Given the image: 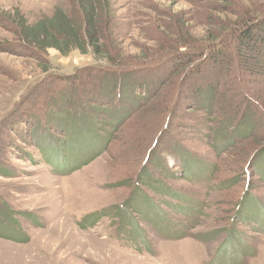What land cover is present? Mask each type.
I'll use <instances>...</instances> for the list:
<instances>
[{
	"label": "rangeland",
	"instance_id": "obj_1",
	"mask_svg": "<svg viewBox=\"0 0 264 264\" xmlns=\"http://www.w3.org/2000/svg\"><path fill=\"white\" fill-rule=\"evenodd\" d=\"M227 1L231 0H110L115 14L109 30L115 36V49L111 46V50L121 56L119 65L124 67L142 60L145 65L142 73H149L162 61L158 58L161 46H167L180 35L188 37L186 46H193L191 44L203 39L200 34L211 18L233 15L234 3L231 7L225 4ZM68 2L0 0V264H264V229L258 224H264V187L259 186V180H254L253 185L257 187L254 193L259 198L252 200L247 211L243 210L245 219L235 225L240 235H235V242L228 244L224 230L228 221L226 215L232 212L227 206L228 194L237 188V184H231L227 191L220 186L226 181L224 177L209 183L202 174L215 160V151L210 146L216 145L217 126L214 125L218 122L211 125L213 138L194 142L182 136L188 130L172 129L173 146L176 144L181 150L178 143L184 141L190 146L185 161L189 158L193 164L187 161L185 166L196 167L190 180L169 178L166 172L163 178L152 176L155 181L172 188L171 195L158 191L149 178H137L133 194V187L127 185L124 189L122 184L117 185L129 169L130 158L137 153L140 138L129 145L131 141L146 138L155 131L156 122L164 116L163 108L172 105H169L171 98L164 99V95L173 81L161 76L165 71H170L168 74L177 71H172V67L181 61L174 53L171 57L167 55L171 62L168 71L165 66L161 74L158 71L154 80L150 79L151 85L155 83V89L161 87L158 96L151 91L146 106L118 123L115 131L112 123L103 127L108 130L104 132L106 135L116 134L117 138L95 158L87 161L84 158L93 150L85 146L87 138L74 141L65 135L68 128L79 129L75 123L68 122L70 127H64L63 133L56 136L65 146L61 158L51 161L42 160L34 147L27 146V142L4 124L15 110L39 106L37 94L48 91L51 86L57 87L52 75L63 76L91 66L101 69L102 60L93 59L90 54L73 50L63 57L49 50L46 59L52 68L42 71L37 57L19 41L14 25L5 20L9 14L12 17L18 12L29 22H34L44 15H51L59 4L65 6ZM238 3L243 8H255L264 0H239ZM220 44L224 46L222 42ZM144 55L146 62L142 59ZM255 76L264 87V69ZM111 77L117 86L121 76L113 74ZM77 90L78 86L71 93L73 103ZM114 93L115 98H109L113 106L119 95L127 98L128 106L132 105L128 96L120 93V87ZM185 96L188 100L192 97L190 94ZM68 108L70 116L81 111L76 105ZM216 113L213 118L219 119ZM261 113L255 109L248 116L254 115L252 122L258 121ZM163 124L164 121L160 127ZM40 126L43 128L42 124ZM259 131L256 137L264 135V126ZM67 142H71V149ZM94 145L97 153L102 141H94ZM22 149H27L35 160L20 156ZM239 149L237 147L236 151ZM231 151L227 149L216 157L217 161H231L236 155L241 158L238 154L241 150L237 154ZM201 157L204 160H198ZM248 219L252 221L246 225ZM240 237L242 241L238 242ZM221 244L222 249H217Z\"/></svg>",
	"mask_w": 264,
	"mask_h": 264
},
{
	"label": "trees",
	"instance_id": "obj_2",
	"mask_svg": "<svg viewBox=\"0 0 264 264\" xmlns=\"http://www.w3.org/2000/svg\"><path fill=\"white\" fill-rule=\"evenodd\" d=\"M67 1H69L67 5L59 4L51 15H44L34 22H29L18 12L13 13L12 17H9V14L5 20L14 25L19 41L21 40V44L30 54L37 57L42 71L46 72L52 68L46 59L49 50H54L63 57L73 50L80 54H90L93 59L102 60L101 69L91 66L76 69L77 71L63 76L52 75L57 87L51 86L48 91L37 94L39 106L15 110L4 124L22 138L23 142H27V146L34 147L42 160L51 161L61 158V150L65 146L61 145L63 140L59 142L56 136L63 133L64 127H70L69 124L75 123L79 129L68 128L69 131L66 130L65 135L74 141L87 138L85 146L93 150L84 158L86 161L95 158L106 151L117 138L116 134L106 135L104 132L108 130L103 127H108L112 123L114 126L112 130L115 131L120 125L118 123L135 114L141 106L142 108L146 106L151 91L154 92V96H158L161 87L155 89L153 86L155 83L151 85L150 79L154 80V74L158 71H161V74L165 66L168 71L171 66L169 57L174 53L181 61L179 65L172 67V71H177L170 74H168L170 71H165L161 76L164 80L173 81L164 95V99L171 98L169 105L171 103L172 105L170 107L165 105L163 108L164 116L161 115L162 120L156 122L155 131L152 130L153 132L146 138L138 137L129 142L130 144L127 143L135 144L140 138L137 153L130 158L129 169L123 173L124 177L117 181V185L122 184L121 187L124 189H127V185L133 187L131 188L133 194L136 179L149 178L158 191L171 195L172 188L155 181L152 176L163 178L166 172L165 175L169 178L190 180L193 176L192 170L196 167L193 165V169H189L187 165L185 166L187 161L193 164L189 158L185 161L190 146L184 144L185 141L178 143L181 150L176 148V144L173 146L172 129L180 128L183 132L188 130L189 132L182 133V136L194 142L213 138L212 126L218 122L214 125L217 126L216 145L213 146V143L210 146L215 151L213 152L215 160L209 167L206 164L208 168H205L202 174L209 183L224 177L226 181L220 186L227 191L231 184H237V188L228 194L230 200L227 206L232 212L226 215L228 221L224 229L226 243L235 242V235H240L235 225L241 219H245L243 210L247 211L252 200L259 198L254 193L257 189L253 185L254 180H259L258 185L264 187V135L255 136L264 126V87L260 86L255 76L261 68L264 69V3L260 4L259 8L249 6L243 8V5L238 3L239 0L227 1L225 4L231 7L234 3L233 15L220 17L221 19L211 18L200 34L203 39L191 44L193 46H186L189 44L185 41L188 37L181 35L180 38L175 37L173 41L167 43V46H161L158 58L161 57L162 61L158 62L156 67L151 66V72L144 74L141 71L145 69L144 61L138 60L123 67V64L119 65L121 56L111 50V46L115 49L113 46L115 36L109 30L114 24L115 14L110 0ZM238 58L240 67L237 63ZM142 59L146 62V55ZM113 74L121 76L117 86L113 83L111 77ZM105 76L109 78L105 79ZM127 84L129 85L126 86ZM136 84L137 86H134ZM76 86L78 92L73 103L71 93ZM119 87L120 93L128 96L131 106L125 101L127 98L124 99L121 95L116 99L115 106L110 103L109 98L113 99L114 91ZM128 88L129 91L126 92ZM186 94L192 96L190 100L186 98ZM216 103L219 104L218 109ZM72 105H76L77 110H81L80 113L70 116L68 107ZM243 105H247L244 114L241 112ZM255 109L262 112L261 119L252 122L254 115L248 114H252ZM217 110L219 113H216ZM215 113L219 119L213 118ZM162 121L164 124L160 127ZM80 131H83L82 137H79ZM100 131L102 133L98 135ZM157 132H160L159 135ZM72 134L75 137L71 136ZM97 140L102 141V146L96 153L94 141ZM68 147L71 149V142ZM237 147L241 152L236 151ZM227 149H232L231 153L236 152L241 158L236 155L231 161L225 159L217 161ZM20 156L35 160L27 149H22ZM198 160L202 161L204 157ZM140 163L142 166H139ZM182 212L188 214L187 211ZM251 221L248 219L246 225ZM258 224L264 229L263 222ZM240 241L241 237L238 239V242ZM217 249H222V244Z\"/></svg>",
	"mask_w": 264,
	"mask_h": 264
}]
</instances>
